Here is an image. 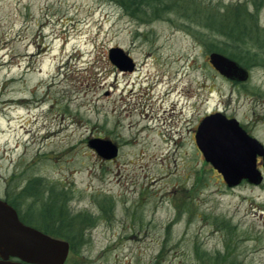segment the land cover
<instances>
[{"label": "rangeland", "instance_id": "obj_1", "mask_svg": "<svg viewBox=\"0 0 264 264\" xmlns=\"http://www.w3.org/2000/svg\"><path fill=\"white\" fill-rule=\"evenodd\" d=\"M167 2L150 17L114 0H0V197L40 177L67 190L71 212L93 217L78 222L85 240L62 264H208L195 245L264 264V183L227 186L193 139L219 110L264 145V64L242 65L243 81L219 74L207 59L212 34L191 13L251 5ZM113 45L133 69L108 60ZM91 136L117 154L101 158Z\"/></svg>", "mask_w": 264, "mask_h": 264}, {"label": "water", "instance_id": "obj_2", "mask_svg": "<svg viewBox=\"0 0 264 264\" xmlns=\"http://www.w3.org/2000/svg\"><path fill=\"white\" fill-rule=\"evenodd\" d=\"M108 60L119 70H131L134 61L122 47L109 46ZM210 65L235 81L247 78L248 70L235 59L216 50L207 54ZM193 139L204 160L215 168L227 186L241 180L257 184L263 174L256 166L257 156L264 169V145L249 134L233 116L219 110L205 113L197 122ZM86 143L103 159L117 154L110 138L91 136ZM68 241L22 222L6 200L0 198V264H62Z\"/></svg>", "mask_w": 264, "mask_h": 264}, {"label": "trees", "instance_id": "obj_3", "mask_svg": "<svg viewBox=\"0 0 264 264\" xmlns=\"http://www.w3.org/2000/svg\"><path fill=\"white\" fill-rule=\"evenodd\" d=\"M129 14H139L158 17L168 8L167 0H114ZM171 2V1H169ZM251 9L245 3L223 4L221 10L213 9V13L201 14L199 6H193L192 14L199 25L212 34L208 46L235 59L243 66L264 64V25H259L258 12L264 0H248ZM206 35V33H204ZM217 37H214V36ZM67 190L62 186L55 187L46 184L42 178L33 177L27 181L8 203L18 211V217L24 223L40 228L51 235L64 238L68 241V252H75L85 236L78 222L85 220L93 222L85 212H71L66 205ZM23 198H31L26 203L25 210H18L17 202ZM39 201L37 204H33ZM36 205V206H34ZM223 224L225 222H222ZM38 224V225H37ZM195 257L201 262L208 260V264H237L231 252L225 248L224 252L216 250L209 253L204 249L193 247Z\"/></svg>", "mask_w": 264, "mask_h": 264}, {"label": "flooded vegetation", "instance_id": "obj_4", "mask_svg": "<svg viewBox=\"0 0 264 264\" xmlns=\"http://www.w3.org/2000/svg\"><path fill=\"white\" fill-rule=\"evenodd\" d=\"M133 68H134V66H133ZM133 68H132V69H133ZM118 70H119V69H118ZM119 71H129V70H119ZM195 127H196V126H195ZM194 130H195V128H194ZM194 130H193V131H194ZM193 133H194V132H193ZM261 172L264 173V169H263V168H262V171H261ZM260 182H263V183H264V174H263V177H262V179H261ZM26 183H27V182H25L24 185H25ZM22 186H23V185H22ZM22 186H21V187H22ZM21 187H20V188H21ZM20 188H19V189H20ZM19 189H18V190H19ZM18 190H17V191H18ZM17 191H16L14 194H12L11 198H9V199H14V198H15L14 195L17 194ZM0 198H1V197H0ZM2 199L6 200V201L8 200V199L5 198V197H3ZM7 202H8V201H7ZM14 208H15V207H14ZM15 210H16L17 215H18V211H17L16 208H15ZM22 222H23V221H22ZM26 224H28V223H26ZM29 225H31V224H29ZM37 225H38V224H37ZM31 226H33V225H31ZM34 227H35V226H34ZM36 228H38V227H36ZM38 229H40V228H38ZM40 230H41V229H40ZM48 234H49V233H48Z\"/></svg>", "mask_w": 264, "mask_h": 264}]
</instances>
